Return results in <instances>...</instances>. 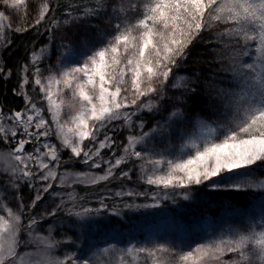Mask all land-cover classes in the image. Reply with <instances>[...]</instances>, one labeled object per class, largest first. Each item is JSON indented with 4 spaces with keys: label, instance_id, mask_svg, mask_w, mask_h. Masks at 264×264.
<instances>
[{
    "label": "snow or ice",
    "instance_id": "obj_1",
    "mask_svg": "<svg viewBox=\"0 0 264 264\" xmlns=\"http://www.w3.org/2000/svg\"><path fill=\"white\" fill-rule=\"evenodd\" d=\"M29 7L0 0V53L47 35L15 72L0 55V264H264V0H40L14 27ZM201 42L209 75L181 74ZM202 190L251 201L202 233Z\"/></svg>",
    "mask_w": 264,
    "mask_h": 264
},
{
    "label": "trees",
    "instance_id": "obj_2",
    "mask_svg": "<svg viewBox=\"0 0 264 264\" xmlns=\"http://www.w3.org/2000/svg\"><path fill=\"white\" fill-rule=\"evenodd\" d=\"M35 5L30 4L29 7V17L27 21H24V18L20 16L19 14H16V16L11 19V23L14 27L21 26L22 23L26 25L28 22H30L34 15H35ZM15 15V14H14ZM14 37L13 46L3 52L0 53V55L3 56V60L7 67H10L15 72L19 66L20 61L27 62L25 60V57L30 55L31 50L34 46L43 47L44 43L47 41V35L43 34L39 37H36L35 41H33L32 37L35 36L34 32H27L23 35H17L15 33L11 34ZM73 38V37H72ZM58 42V41H56ZM68 42V41H65ZM37 47V50H38ZM210 46L206 43H197L196 47L193 49V56L195 57V62L193 61V57L189 58V61L185 62L187 67L180 70L181 74H185L192 71L193 67H196L201 72V75L208 76L209 75V65L207 63H204V61L209 59L210 52H209ZM55 61V57H52L50 61H45V63H53ZM43 66V65H42ZM17 78L14 75L13 78L10 80V82L5 85L3 81H0V101H4V103L9 108H15L17 105L20 104V99L18 97H15L12 95V92L10 91L14 86L17 85ZM190 103H192L190 101ZM123 135H121V138H123ZM108 150H105L107 152ZM79 169V165H77L76 170ZM134 180H136V176L133 177ZM77 191L84 195L85 192H95V193H101L102 191L106 192V189L104 188V185H98L92 188H88L82 185H78ZM112 188H116V185H111ZM141 187H144V185H141ZM220 197H224L228 201L233 202L237 207L242 208L249 203L250 198L246 194H240V195H229L224 193H215L211 191H206L204 194L202 191L199 194V198L196 202H184V209L182 215L186 217L185 213L188 212H195V211H208L209 206L214 207V204L216 200H219ZM95 206V201H93V205ZM216 208V207H215ZM221 210L219 208L215 209V213H219ZM135 216H139V213L133 214ZM187 219V218H186ZM47 224V223H45ZM149 228L146 229V231H143L145 234L148 232L154 231V229L151 228V226H148ZM140 234L138 233V236ZM107 263V262H106ZM112 264V263H107Z\"/></svg>",
    "mask_w": 264,
    "mask_h": 264
},
{
    "label": "rangeland",
    "instance_id": "obj_3",
    "mask_svg": "<svg viewBox=\"0 0 264 264\" xmlns=\"http://www.w3.org/2000/svg\"><path fill=\"white\" fill-rule=\"evenodd\" d=\"M39 3H40V0H30V4L35 5V9L38 8ZM0 10H4V9L0 8ZM15 16H16V14L15 15L11 14L10 20L13 19ZM85 35L86 34L83 31L76 30V35L72 39L79 41L82 38H84ZM65 43H67V42H65ZM195 110H196V105L193 104V111H195ZM85 170L86 169L83 165H79V169H77V171H85ZM95 171L102 174V169H97ZM206 191H211V190H202V192L204 194L206 193ZM248 197L251 200V197L250 196H248ZM224 201H228V200L225 199L224 197H220L219 200H216L214 207L209 206L208 211L204 210V211L188 212V213H185V214H188V215H186V217H184L182 215V219L185 221L192 222L193 223V229L195 231H199L202 233L211 232L213 230V228L216 226H223L224 228H227L230 225H233L234 213H232L231 211L225 210L224 203H223ZM231 203L237 209H242V208L237 207L233 202H231ZM173 207H175V206H173ZM217 208H219L221 210L219 213H215V209H217ZM44 227L46 228L47 224H45ZM147 228H149V227L146 226L143 229V231H146ZM164 230L165 229L162 227L161 231H164ZM137 235H138V233H137ZM120 246L123 247V245H120ZM118 255L119 254H110V260L109 261H105L104 258H101L100 264H107V263L119 264ZM125 261L127 262V264H151V258H148L143 254H141L137 258V260H135V261H133L129 257L125 256Z\"/></svg>",
    "mask_w": 264,
    "mask_h": 264
}]
</instances>
